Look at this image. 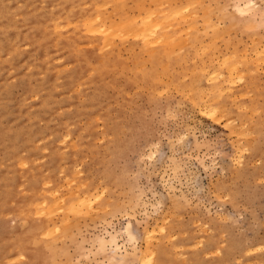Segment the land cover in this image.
<instances>
[{
  "label": "rangeland",
  "instance_id": "rangeland-1",
  "mask_svg": "<svg viewBox=\"0 0 264 264\" xmlns=\"http://www.w3.org/2000/svg\"><path fill=\"white\" fill-rule=\"evenodd\" d=\"M121 4L0 0V264H264V0Z\"/></svg>",
  "mask_w": 264,
  "mask_h": 264
},
{
  "label": "bare ground",
  "instance_id": "bare-ground-1",
  "mask_svg": "<svg viewBox=\"0 0 264 264\" xmlns=\"http://www.w3.org/2000/svg\"><path fill=\"white\" fill-rule=\"evenodd\" d=\"M122 1L123 4H126L127 0H120ZM121 3V2H120ZM119 3V4H120ZM118 4V5H119ZM123 4H121L120 6H122ZM118 7V6H117ZM121 8V7H120ZM161 10V9H160ZM118 11V10H117ZM166 14V13H165ZM32 21V20H31ZM166 21V16L163 15L162 12H158V16L155 18V20L152 22H149L148 24H146L147 28L144 29V35L147 38V40H151V35L152 33H155L154 28H156L159 24L164 23ZM125 25L123 26V28L127 29V30H131V31H139V23L137 20L133 19V18H128V20L124 23ZM40 29V28H39ZM34 35V34H33ZM156 35H160L157 32L152 36V38H154V36ZM26 36V35H25ZM27 37V36H26ZM152 74V73H150ZM154 74V73H153ZM150 76V75H149ZM152 77V76H151ZM128 233V232H127Z\"/></svg>",
  "mask_w": 264,
  "mask_h": 264
}]
</instances>
